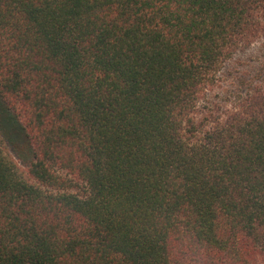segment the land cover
I'll return each instance as SVG.
<instances>
[{"label":"trees","instance_id":"trees-1","mask_svg":"<svg viewBox=\"0 0 264 264\" xmlns=\"http://www.w3.org/2000/svg\"><path fill=\"white\" fill-rule=\"evenodd\" d=\"M0 264H264V0H0Z\"/></svg>","mask_w":264,"mask_h":264},{"label":"rangeland","instance_id":"rangeland-1","mask_svg":"<svg viewBox=\"0 0 264 264\" xmlns=\"http://www.w3.org/2000/svg\"><path fill=\"white\" fill-rule=\"evenodd\" d=\"M252 48H253V50H250V51L247 52L248 55L251 54V53H254V51H256V47H255V49H254V47H252ZM251 55H253V54H251Z\"/></svg>","mask_w":264,"mask_h":264}]
</instances>
